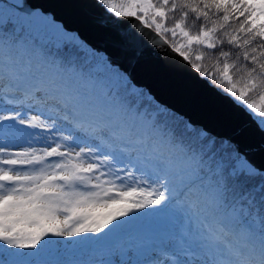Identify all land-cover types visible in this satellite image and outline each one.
<instances>
[{"label":"snow or ice","instance_id":"1","mask_svg":"<svg viewBox=\"0 0 264 264\" xmlns=\"http://www.w3.org/2000/svg\"><path fill=\"white\" fill-rule=\"evenodd\" d=\"M60 7L133 66L157 49L175 91L222 98L218 119L243 113L261 139L161 101L54 13L0 4V264H264V0ZM69 250L90 258H47Z\"/></svg>","mask_w":264,"mask_h":264},{"label":"water","instance_id":"2","mask_svg":"<svg viewBox=\"0 0 264 264\" xmlns=\"http://www.w3.org/2000/svg\"><path fill=\"white\" fill-rule=\"evenodd\" d=\"M5 1L9 5L14 4L10 0ZM25 2L45 13H54L58 20H62L70 28H79L83 39L98 48L107 49L113 58L119 60L125 68L132 72L139 84L150 88L161 101L180 109L193 120L208 126L215 133L234 136L241 142L242 147L253 144L259 145L260 134L249 135L248 130L243 127L246 123V117L243 113H233L227 122L218 119V114L228 109L226 101L222 98L196 85H192L184 92L175 91L170 86L175 79L174 74L172 72L154 70L157 62L166 64L157 49L146 46L143 57L139 63L133 66L128 62L121 50L106 38V33L103 29L84 27L76 23L72 19L71 10L60 7V5L65 3V0H25ZM130 23L135 24L136 22L130 20ZM127 26L128 23L126 22L125 28ZM178 71L176 70V72ZM252 159L257 165L264 164V152H254Z\"/></svg>","mask_w":264,"mask_h":264},{"label":"rangeland","instance_id":"3","mask_svg":"<svg viewBox=\"0 0 264 264\" xmlns=\"http://www.w3.org/2000/svg\"><path fill=\"white\" fill-rule=\"evenodd\" d=\"M14 2H16V0H12ZM0 4H3L0 2ZM39 10V9H38ZM40 11V10H39ZM171 227V225L165 223V222H161L159 224H155V225H151L148 226V231H154V235H162L166 232V230H168ZM158 232V234H157ZM153 233V232H152ZM65 243V242H64ZM68 243V242H66ZM114 259V258H113Z\"/></svg>","mask_w":264,"mask_h":264},{"label":"bare ground","instance_id":"4","mask_svg":"<svg viewBox=\"0 0 264 264\" xmlns=\"http://www.w3.org/2000/svg\"><path fill=\"white\" fill-rule=\"evenodd\" d=\"M153 234V233H152ZM151 235V234H150ZM48 259H53V257H47ZM73 259H77L78 260V257H75Z\"/></svg>","mask_w":264,"mask_h":264},{"label":"trees","instance_id":"5","mask_svg":"<svg viewBox=\"0 0 264 264\" xmlns=\"http://www.w3.org/2000/svg\"><path fill=\"white\" fill-rule=\"evenodd\" d=\"M4 5V4H3Z\"/></svg>","mask_w":264,"mask_h":264}]
</instances>
